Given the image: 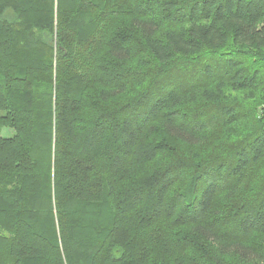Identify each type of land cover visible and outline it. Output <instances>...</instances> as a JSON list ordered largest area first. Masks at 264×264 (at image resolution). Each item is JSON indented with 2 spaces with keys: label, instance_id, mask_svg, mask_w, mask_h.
I'll use <instances>...</instances> for the list:
<instances>
[{
  "label": "trees",
  "instance_id": "trees-1",
  "mask_svg": "<svg viewBox=\"0 0 264 264\" xmlns=\"http://www.w3.org/2000/svg\"><path fill=\"white\" fill-rule=\"evenodd\" d=\"M0 264H264V0H0Z\"/></svg>",
  "mask_w": 264,
  "mask_h": 264
},
{
  "label": "rangeland",
  "instance_id": "rangeland-1",
  "mask_svg": "<svg viewBox=\"0 0 264 264\" xmlns=\"http://www.w3.org/2000/svg\"><path fill=\"white\" fill-rule=\"evenodd\" d=\"M11 132L8 130V129H4L3 131H2V134L3 135H9Z\"/></svg>",
  "mask_w": 264,
  "mask_h": 264
}]
</instances>
